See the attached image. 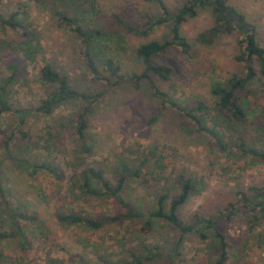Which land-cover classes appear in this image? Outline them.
I'll use <instances>...</instances> for the list:
<instances>
[{
    "label": "rangeland",
    "instance_id": "rangeland-1",
    "mask_svg": "<svg viewBox=\"0 0 264 264\" xmlns=\"http://www.w3.org/2000/svg\"><path fill=\"white\" fill-rule=\"evenodd\" d=\"M49 1L0 0V18L15 13V20L29 33L28 40L37 43L39 48L35 59L26 64L23 76L6 88L8 103L30 112L26 128L30 140L40 149L27 146V149L32 148L26 157L29 163L51 164L64 177L58 181L45 171L14 163L5 154L0 137L3 192L0 195V233L8 234L7 230L12 229L8 213L16 207L21 215L16 223L29 243L21 249L20 240L11 238L12 229L9 237L0 240V264H48L49 259L62 264L123 262L126 249L131 246L156 245L164 252L176 241L177 237L161 222L154 223L151 231L145 234L138 233L140 224L134 221L106 224L98 230L60 225L55 219L57 213L96 217L120 213L118 204L111 200L97 202L77 198L70 191L67 178L86 166L101 170L111 184L126 171L122 198L142 212L153 209L160 194L168 193L172 197L176 193L178 174L191 177L200 190L178 209L179 217L186 223L194 213L205 217L226 210L229 203L237 200V191L264 185V161L238 158L234 149L231 156L224 157L210 146L206 135L192 130L188 119L162 106L151 87L167 93L169 98L185 107L197 100L211 105L210 84L223 81L231 74L243 73V65L233 60L238 49L235 36L220 37L208 47L193 45L189 56L169 49L164 55L151 59L154 65L171 68L166 82L150 75L149 82L141 80L134 85L122 81L104 90L102 82L92 80L78 39L51 16L52 1ZM57 1L56 9L71 14L81 12L94 21L95 27L104 26L108 31L118 29L111 22L113 16L136 24L143 14L154 16L157 13L153 5L141 0ZM184 1L162 0L169 11ZM229 4L254 27L256 41L264 48V0H229ZM210 24V15L203 11L183 23L181 32L191 41L195 33ZM112 32L108 36L121 43L124 49L119 48L113 60H118L121 70L139 74L142 67L132 53L149 40L165 39L168 28L157 26L144 37L123 30ZM20 40L17 33L0 25V49L3 50L4 44L1 42L17 44ZM106 45L107 42L102 47ZM99 53L92 51L93 60L101 75H107ZM45 63L66 75L79 90L100 91L102 95L89 107L83 102H68L58 105L50 116L41 118L34 108L50 90L37 78L38 68ZM7 75L1 60L0 80H5ZM247 89L251 96L247 100L245 122L234 128L231 135L236 137L240 131L238 135H245L248 143L264 148V80L257 69ZM84 108L86 129L81 143L75 138L74 121ZM15 122L13 116L0 114L1 129L6 126L11 129ZM82 144L88 148L87 153L82 150ZM133 171L136 176L130 175ZM249 219L250 214L238 212L219 222L229 247L225 264H264V220L250 228ZM214 251L209 241L188 235L180 243L174 261L176 264H213Z\"/></svg>",
    "mask_w": 264,
    "mask_h": 264
},
{
    "label": "trees",
    "instance_id": "trees-1",
    "mask_svg": "<svg viewBox=\"0 0 264 264\" xmlns=\"http://www.w3.org/2000/svg\"><path fill=\"white\" fill-rule=\"evenodd\" d=\"M52 1V2H51ZM149 3L157 10L156 15L143 14L138 23L123 21L117 16L112 17L113 26L118 29L112 31H124L134 35L144 37L153 28L166 25L168 28L167 37L161 41L149 40L140 44L132 53L138 61L142 70L139 74L125 72L121 70L118 60H113V55L124 50L121 43L111 40L108 34L112 31L106 30L104 26L95 27L91 18H86L79 13H69L66 10L56 9L58 1L50 0L52 10L51 16L56 19L59 26L67 28L79 41L82 54L85 58L86 68L95 82H102L104 90L115 87L123 82L137 85L141 80L149 82V76L166 82L169 80L171 68L163 65H154L151 59L162 56L167 50L173 49L184 56H189L193 45L208 47L220 37H236L237 52L233 56L236 63L243 65L242 74H231L223 81H213L209 86V94L213 99L211 105L202 101H193L192 105L185 107L168 97V94L152 87L153 94L157 96L162 106L168 107L180 113L190 121L192 130L206 135L209 144L224 157L231 156L232 150L238 154V158L249 157L256 162L264 161V148H259L247 142L245 135L236 137L231 135V131L245 122L247 114L248 99L250 94L248 85L256 76V69L259 77L264 80V48L256 41L254 27L246 21L244 15L235 7L229 4V0H185L173 11H169L162 0H141ZM207 12L211 17L210 26L198 31L189 41L181 32V26L187 20L195 18L200 12ZM16 14L8 18H0V25L8 28L11 32L19 35L21 40L17 44L4 42L3 50L0 49V61L7 72L6 79L0 80V114L7 113L15 118V124L10 129L0 128L2 148L5 154L17 164H25L32 170L39 169L45 171L53 178L61 181L64 179L60 171L49 163H29L26 157L29 150L27 146L40 149L30 140V134L26 128L27 117L30 112L26 109L10 105L7 101V90L13 82L18 81L25 72L26 64L35 59L34 54L39 53L37 43L29 39V33L20 21L15 20ZM105 42L107 45L102 47ZM101 46V47H100ZM102 49V50H101ZM96 50L100 55L101 66L107 75H101L97 70L93 60L92 51ZM37 53V54H38ZM6 59V60H5ZM38 81L50 87L43 98L38 100L34 112L41 118L50 116L60 104L68 102H83L89 107L96 102L102 93L100 91L79 90L72 84L69 78L56 72L51 65L43 64L37 70ZM4 80V81H3ZM164 107V108H165ZM82 114H78L74 121L75 138L84 141V131L86 121ZM82 150L88 152V148L82 144ZM31 153V152H30ZM145 159L143 160L144 163ZM125 171V170H123ZM126 171L124 172V174ZM124 174H120L115 182L111 184L104 176L103 172L93 166H86L76 174L67 178L69 189L77 198H87L100 202L111 200L118 204L120 213L114 216L96 217L93 215L80 216L73 213H57L56 221L62 226L78 225L91 230H98L106 224H121L124 221H134L140 224L138 233L145 234L151 231L154 223H163L177 237L169 249L160 252L156 245L131 246L126 249L127 255L123 262H104V264H150L161 262V264H176L174 259L178 256V248L183 238L194 235L201 241H209L210 246L215 250L212 252L213 264H225L229 258V247L225 234L220 230L219 222L226 221L232 216L241 212L250 214V228L258 225L264 220V185L248 186L243 191H237L235 203H229L226 210L214 215L205 217L194 213L186 223L178 215V209L193 194L199 192L197 182L191 177H183L178 174L176 179V193L170 197L168 193L160 194L155 199L154 208L142 212L135 209L122 198V190L125 181ZM136 176V171L130 173ZM1 176V175H0ZM1 178V177H0ZM197 184V185H196ZM0 183V195H2ZM7 204V203H5ZM8 209L10 225L14 231L11 238L20 240V247L28 246L22 228L16 223V219L21 215L17 213V208ZM16 211V213H15ZM122 211V212H121ZM14 215V216H13ZM4 232L0 233V240L9 237ZM212 243V244H211ZM1 263V256H0ZM48 264H62L56 259H49Z\"/></svg>",
    "mask_w": 264,
    "mask_h": 264
}]
</instances>
